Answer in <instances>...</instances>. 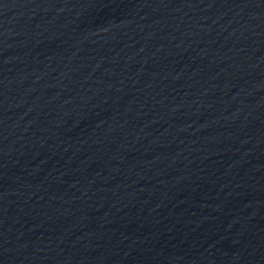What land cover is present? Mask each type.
Instances as JSON below:
<instances>
[{
    "label": "water",
    "instance_id": "water-1",
    "mask_svg": "<svg viewBox=\"0 0 264 264\" xmlns=\"http://www.w3.org/2000/svg\"><path fill=\"white\" fill-rule=\"evenodd\" d=\"M0 264H264V0H0Z\"/></svg>",
    "mask_w": 264,
    "mask_h": 264
}]
</instances>
